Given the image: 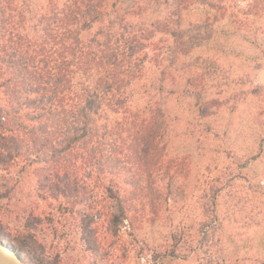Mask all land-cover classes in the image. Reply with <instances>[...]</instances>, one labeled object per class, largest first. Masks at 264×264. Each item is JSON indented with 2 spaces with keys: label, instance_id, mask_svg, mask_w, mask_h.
Here are the masks:
<instances>
[{
  "label": "trees",
  "instance_id": "trees-1",
  "mask_svg": "<svg viewBox=\"0 0 264 264\" xmlns=\"http://www.w3.org/2000/svg\"><path fill=\"white\" fill-rule=\"evenodd\" d=\"M250 1L252 12H264V0ZM21 2L0 0V203L40 175L37 197L79 220L84 251L91 252L93 240L107 244L124 222L151 221L178 193L184 169L166 155L161 105L134 100L149 68L164 66V73L194 45L182 41L173 20L186 0H170L169 12L140 26L130 22L146 12L136 2L48 0L37 14ZM198 64L204 80L215 79L214 61ZM8 205L0 210L9 212ZM12 217L20 238L39 241L34 221L41 216L23 208Z\"/></svg>",
  "mask_w": 264,
  "mask_h": 264
},
{
  "label": "rangeland",
  "instance_id": "rangeland-1",
  "mask_svg": "<svg viewBox=\"0 0 264 264\" xmlns=\"http://www.w3.org/2000/svg\"><path fill=\"white\" fill-rule=\"evenodd\" d=\"M47 1L22 0L20 7L37 14ZM121 1L146 10L141 19H131L138 26L161 18L171 4ZM185 4L180 18L173 20L181 24L182 41L194 45L164 73V66L149 68L134 100L139 106L148 99L161 105L166 155L184 169L178 193L151 221H126L117 238L108 237L107 244L92 239L93 250L87 252L79 220L48 209L51 201L37 197L35 181L41 176L19 183L8 202L0 203L10 204L9 212L0 210V241L25 264H264V12H252L250 0ZM196 36L201 39L191 40ZM158 37L172 42L169 36ZM206 59L217 64L215 79L204 80L193 66ZM145 90L149 98L141 96ZM9 177L16 179L15 174ZM23 208L41 216L34 221L39 241L17 233L20 225L12 216ZM52 218L54 224L49 223ZM99 223L104 230L103 220Z\"/></svg>",
  "mask_w": 264,
  "mask_h": 264
},
{
  "label": "water",
  "instance_id": "water-1",
  "mask_svg": "<svg viewBox=\"0 0 264 264\" xmlns=\"http://www.w3.org/2000/svg\"><path fill=\"white\" fill-rule=\"evenodd\" d=\"M0 264H23V261L12 247L0 241Z\"/></svg>",
  "mask_w": 264,
  "mask_h": 264
}]
</instances>
